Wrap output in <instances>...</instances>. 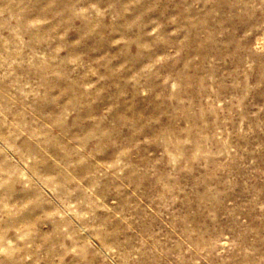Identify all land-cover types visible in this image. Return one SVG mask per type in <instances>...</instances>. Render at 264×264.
I'll list each match as a JSON object with an SVG mask.
<instances>
[{"label": "rangeland", "instance_id": "rangeland-1", "mask_svg": "<svg viewBox=\"0 0 264 264\" xmlns=\"http://www.w3.org/2000/svg\"><path fill=\"white\" fill-rule=\"evenodd\" d=\"M93 4L108 11L73 15ZM261 41V0H0V237L32 244L17 264H262Z\"/></svg>", "mask_w": 264, "mask_h": 264}, {"label": "clouds", "instance_id": "clouds-1", "mask_svg": "<svg viewBox=\"0 0 264 264\" xmlns=\"http://www.w3.org/2000/svg\"><path fill=\"white\" fill-rule=\"evenodd\" d=\"M261 4H264V0H261ZM111 7V5L109 6ZM108 9H100L98 8L95 4L91 5L90 8H74L73 9V15L75 16H82L84 14L85 16L90 15L92 13H95L96 16L101 17L103 16ZM158 29H153V33H155ZM259 49L264 51V41H261L259 45ZM171 57H165V56H160L157 57L155 61H153L152 64L146 65L145 69L142 71L149 70L152 68L155 64L163 62L166 59H170ZM15 62V61H14ZM179 141H173L171 137L167 139L165 142V148L164 152L162 153L163 156H167L168 158V163L172 166L173 169H175L183 159V153L179 151L178 149V144ZM127 150H124L126 152ZM124 153L122 152L121 155ZM122 162V161H121ZM156 163H160V161H156ZM108 171L105 169V172ZM149 171L152 172L153 175L156 174L155 168L149 169ZM99 175H103L104 173H98ZM36 180L39 181L41 184L44 185V187H48L50 191H54V187H50L49 183L47 182L45 177L36 176ZM35 183L30 177L25 178V187H31L32 184ZM33 203V201L29 200L24 202L23 204H20L16 207V211L20 214H22L25 210H27L30 205ZM69 229H65L64 231L67 232ZM86 230V229H85ZM16 236L14 239H8L7 238V233L3 237H0V255L4 256L7 258L8 261L11 262V264H17L16 262V257L19 253H21L25 248H31L32 244L29 243L28 239L26 238L25 235L21 234L15 229ZM68 239H72L71 236L67 237ZM99 238V237H97ZM91 241H87L83 244H78L76 246H73L71 249H69L70 252L80 255L82 257L87 255V248L90 246ZM109 252H115L116 248L112 246H108L107 249ZM26 259H30V257H25ZM0 264H4L3 261H0ZM262 264H264V258H262Z\"/></svg>", "mask_w": 264, "mask_h": 264}]
</instances>
